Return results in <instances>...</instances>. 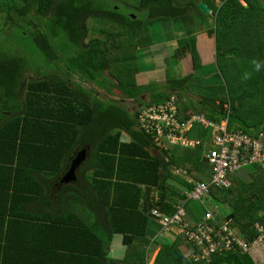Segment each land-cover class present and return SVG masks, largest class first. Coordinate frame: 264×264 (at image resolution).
I'll use <instances>...</instances> for the list:
<instances>
[{"label":"trees","instance_id":"obj_1","mask_svg":"<svg viewBox=\"0 0 264 264\" xmlns=\"http://www.w3.org/2000/svg\"><path fill=\"white\" fill-rule=\"evenodd\" d=\"M202 1L116 0L117 5L124 2L123 5L134 11L149 12L139 17L125 14L120 6L107 4L106 0H0V80L9 70L12 73L21 71L22 78L24 70L37 71L40 78L37 81L31 78L27 86L22 85L26 89L20 91L26 94L24 103L29 104L24 105V114L32 118L36 116V106L42 100L33 104L34 98L41 94L44 99L61 101L64 109L73 112L68 121L62 114L55 118L56 124L67 125L71 132L65 128L55 142L37 138L32 144L33 153L28 157L17 149V143L23 138L24 124L19 121V125L12 128L10 133L14 137L7 138L8 147L0 153V207L5 203L12 204L16 195L25 191L23 183L58 181L64 184L65 173L72 168L68 159L73 153L89 149L94 160L98 161L97 170L91 175L94 188H99L96 186L99 182L106 183L105 187L99 189L96 196L93 194L94 200L89 198L87 191L69 185L66 193L83 210L97 216V222L92 225L100 223L111 233L125 236L130 249L129 258L134 260L114 264H150L149 248L155 240L147 236V221L153 217V209L160 208L165 214L175 216L180 208L178 203L187 199V194L185 196L177 185L188 190L193 188L188 180L171 173V166L180 167L192 175L199 173L203 179L210 175V167L202 145L196 148L171 145L161 156L151 155L148 152L152 147L151 137L138 129V110L146 103L166 101L177 93L185 111L203 114L210 121L229 118L233 128L246 132L255 129L264 132V71L254 73L247 81L242 79L245 72L251 71L249 62L253 58L264 61V0H246L249 6L242 4L241 0L240 4L234 3L236 0H223L221 5L215 0H205L210 1L215 16L214 25L205 18L203 20L205 24L207 22L209 28L206 31L215 44V59L210 61L201 53L199 30L195 25L188 34L185 33L187 29L180 31L186 38L184 42L178 40L180 47L176 51L180 58L189 53L191 65L188 61L186 75L169 79L168 87L158 82L142 85L137 80L140 71L138 51L154 42L152 26L166 19L188 20L195 15L191 13L193 8L202 17L207 16L201 7ZM92 17L99 21L110 20L114 28L96 29L100 33L88 40L91 29L87 23ZM233 32L234 37L230 40ZM219 34L223 35L222 39ZM26 46L34 47L47 59L45 63H36V70L31 69L25 55ZM235 48L238 54H234ZM216 59L222 78L218 85H213ZM74 74L80 78L73 80L77 83L71 88L73 83L69 86L68 82ZM86 83L105 85L107 96L99 97L96 87L90 88ZM20 97L21 94L13 98ZM21 105L19 100L13 113ZM227 105L230 106L229 112ZM1 111L3 113L2 107ZM17 113L20 114V110ZM122 132L129 133L133 142L122 143ZM188 137L206 142L211 140L209 132L199 125ZM45 170H49L46 179H41L40 173L26 172ZM232 179L230 189L212 187L211 203L219 207L229 206V214L220 217L219 222L225 224L230 216H234L230 225L240 230L247 241H253L259 236L257 224L264 226V169L253 166L235 174ZM173 181L177 183L175 186ZM127 185L146 187V190L139 189L140 202L144 196L146 198L143 209L133 206L132 192L119 190L126 189ZM102 210L107 215H103ZM5 213H9V209ZM67 221L70 232L84 234L87 231L88 223L80 217ZM46 227L51 229L52 226ZM4 240L0 238V264H7L3 260L6 252ZM34 242L32 237L23 244L28 253L33 251ZM185 243L191 249L190 254L182 249ZM163 244L156 264H264L255 259L254 252L243 251L218 255L211 262H197L191 256L197 247L184 232L177 239ZM91 245L94 253L102 247V242L96 237ZM103 253L93 254V261L97 262V257Z\"/></svg>","mask_w":264,"mask_h":264},{"label":"crops","instance_id":"obj_2","mask_svg":"<svg viewBox=\"0 0 264 264\" xmlns=\"http://www.w3.org/2000/svg\"><path fill=\"white\" fill-rule=\"evenodd\" d=\"M109 1L115 2L116 0H106L105 3H109ZM215 1L219 5L223 4L222 2L223 0H215ZM241 1H243L245 5L249 6L246 0H241ZM202 2H206V1L203 0ZM206 3L209 5V2ZM234 3L240 4V0H236ZM193 9L194 10H192L191 13L192 14L195 13V15L189 17L188 20L166 19L163 22L154 24L151 28L152 31H155L154 42L150 44L151 46L149 45L145 48L139 49L140 50L139 60L149 57L154 58L155 53L153 52L155 50L157 51L155 47L156 44L160 42L166 44L167 49L164 50V56H165L164 62H166V66L163 65L162 68H165V70L168 73L164 76V78L167 80L169 79V77L170 79L183 77L184 75H186V71L189 67L187 65L188 61L190 62L189 64L191 65V60H190L191 58L189 59L188 57L189 53L187 54L186 57H181V58L178 57V55H176V51H178L180 47L178 40L184 42L186 35L181 32L175 33L174 31H182L185 29L189 30L195 25L198 26V30H199L198 46L201 53L204 56L205 53H210L211 55V57L209 58L210 61L211 60L213 61L215 59L214 57L215 44L212 37L206 31L207 22L205 24V22L203 21L205 18L208 22H210V24L214 25L215 21L214 22L210 21V19L212 20V18L214 19V17L211 16L212 15L211 13L210 14L206 13L207 16L202 17L195 8ZM144 12L146 14L149 13L147 10H144ZM93 18L94 17L90 18L87 23L88 27L91 29L88 40L92 39L91 37H94L96 35V34L92 35L91 34L92 31H95L96 29H100L101 27H104L106 25L105 20L101 19V21H99L96 18H94L96 19L97 23L95 27L91 28L90 20ZM157 30L163 31L164 35H166L167 37V40H165V38H160V36H156ZM173 40L177 41V43H171V41ZM208 46L211 47L210 50ZM150 67H156V64ZM147 68H140V71L137 74L138 82L142 85H150L153 82L159 83L160 78L163 77L159 73L161 68L159 67L157 68L158 72L157 74L150 77V82L145 76V74L149 72L146 71ZM20 72L21 71L17 70L16 73H12V71L9 70L4 74L2 81L0 80V128H2L0 130V137H1L0 153L5 152L7 146L6 144L7 138L9 137L11 140V138L14 137L12 133H10V131L12 130V128L17 127L20 121L21 123L24 124L23 138L22 140L19 141V143H17L18 145L17 149L20 148V152L28 157L33 153L32 144L34 143V141H36L37 138H40L43 141L55 142L63 134L65 128H67V131L70 133L71 132L69 131L70 129L68 130L69 127L67 125L56 124L58 123V121L55 118L59 114H62L68 121L71 117H73V112L72 111L70 112L68 108L64 109L63 104L62 103L60 104L61 101L44 99L43 95L41 94L39 98H34L35 101L33 104H35V102L38 99L42 100L41 104L36 106V116L32 118L30 115H25L24 105L27 106L29 104L24 103L26 94L20 93V91L26 89V88L23 89L22 85L27 86L31 78H34V80L37 81L40 78L39 75L40 73H37V71L35 73H32L31 71L24 70L23 78H22L20 76ZM148 74H151V72H149ZM71 78L72 79H70L68 85L70 86V84L73 83V86L71 88H74V85H76L77 82H74L73 80L80 78V76L74 74ZM86 85L93 89L95 86L99 97H101L102 95L107 96V94H105L107 93L104 88L105 85H103L104 87L98 86L96 83H94L93 85L86 83ZM20 94H21L20 98L18 99L13 98ZM68 96L69 95H67V97ZM19 100L21 104H23L18 109L20 110V114L17 113L18 110L16 113H13V108L17 107ZM1 107L3 109V113H1L2 112ZM65 111L68 114H64L63 112ZM221 121H218V123H221ZM139 131L141 130L139 129ZM196 141H201L202 143L206 142L203 139H198ZM121 142L130 144L133 142V139L129 133L122 132ZM65 144L68 143L66 142ZM151 145L152 147H150L148 152L154 157H159L163 154L164 151L169 150V149L164 150L155 147L153 142H151ZM10 147H12V144L10 145ZM189 147L196 148V146H189ZM83 150L86 151V158L83 161V163L80 165V167L75 171L74 180H71L69 182H64V184H60L61 182L59 183L58 181L56 182L36 181V182L23 183L22 186L24 187L25 191L23 193L16 195V198H14L12 204L5 203L3 207H0V214L5 213L7 209H9V213H5L4 215H2L4 217L0 216V218H2L0 221V238H5L4 240L5 245L3 246L6 247V252L4 254L3 260H5L7 264H114L118 262L130 263L131 260H134L132 258H129L130 249L128 245H126L125 243V236L121 233H111L108 230V228H105L100 223H95L94 225H92V222H97L98 220L97 216H94L89 212L83 210L82 209L83 207L78 205L76 200H73L65 191L66 186L69 185L76 189L87 191L89 198L92 199L93 197L94 200V196H96V194H99V189L102 190L105 187L104 185L106 183L97 182L98 184L96 186H98L99 188L98 189L94 188L91 175L92 173L94 174L96 172L98 161L94 160L92 152L89 151V149H82L80 151ZM79 152H77V154L73 153V155L68 159V161H70L71 163V166L73 160L77 157ZM42 154L44 156H47L44 153ZM2 155H4V153ZM166 160L169 162L168 157ZM92 164L95 165L91 167ZM87 168H90V170L85 171ZM171 170H172L171 173L173 174L175 173L176 175L182 176L185 180L188 181L190 178L196 180L203 179L202 175H200L199 173L195 172L192 175L189 174L187 170L181 169L180 167L177 166H171ZM69 171L65 173V176ZM26 172H28L29 174L40 173L39 176L41 177V179H46V175L48 174L49 170H45L43 172L40 171H34V172L26 171ZM182 172H186L187 174H184ZM151 178L152 176H150L149 179ZM176 184L177 183H175L174 181L172 182V185L175 186ZM177 187H179V189L181 190L180 187L182 186L177 185ZM117 189H119L118 186ZM139 189L146 190V187L127 185L126 189H119V190L122 192H128V191L132 192L130 199L133 200L132 201L133 206L134 207L139 206L143 209L144 208L143 203L146 202V198L144 196V199L140 202L139 199L141 194ZM152 190L156 191V189L153 187ZM189 190L186 189L185 191L183 190L181 191H183V193L186 196ZM186 200L187 199H185L182 204L184 206V210L186 214L185 221L189 219L192 220L190 222L192 223L191 225H198L201 222H203L204 220L202 221L201 219H200L201 222H199L200 221L199 219L195 220L196 218L195 212L198 210V208L195 209V207H193L189 211L186 209V206L190 202V200L189 201ZM180 203L181 202H179L178 204ZM215 206L218 207V205L216 204ZM221 209H222L221 211L225 215L229 214L231 210L229 206H222ZM209 211L211 210H207V213ZM102 214L107 215L105 211H103ZM219 214L221 213L219 212ZM215 216L219 219L221 217V216L218 217L216 214ZM78 217H80L81 219H83L85 222L88 223L86 224L87 231L84 234H81L76 231L70 232L69 225L67 224L68 218L77 220ZM230 220L231 222L233 221L231 218ZM227 222L228 220L225 223ZM231 222L228 223L230 224ZM259 225L263 226L261 224H257L256 229L258 228ZM46 226H52V227L51 229H48ZM176 228H179L178 233L176 231ZM176 228L166 232L164 231L160 222L154 216L149 218V220L147 221V236L148 238H152L155 240V241L153 240L154 243L149 248V252L151 250V253L149 255L150 264H156L158 256L163 248L164 245L163 243L165 242L167 243L169 241H173L177 239L178 236L183 232V231L181 232L180 226H177ZM236 230L238 231L239 235L243 239H245L241 235L242 234L241 231L238 229ZM32 237L33 239H35V242L33 244V251L28 253L24 249L23 244H26L28 241H30ZM96 237H98L101 240L102 247L99 250H96L97 252L93 253L91 241L93 238ZM160 240L161 241L165 240V241L161 242ZM187 244L185 243L182 246V249L186 254L187 253L190 254L191 249H189L188 247L189 245ZM256 250L259 251L264 249L255 248L251 252L255 253ZM100 251L104 253L97 257V262L93 261V254H96ZM256 254L254 257L256 260H258L257 258L260 257L259 255H257L256 257ZM5 261L4 263H6Z\"/></svg>","mask_w":264,"mask_h":264},{"label":"built area","instance_id":"obj_3","mask_svg":"<svg viewBox=\"0 0 264 264\" xmlns=\"http://www.w3.org/2000/svg\"><path fill=\"white\" fill-rule=\"evenodd\" d=\"M137 122L139 129L160 149L168 150L177 144L207 148L204 158L209 164L210 175L203 180L189 179L193 188L187 193L188 200L210 199L212 187H233L234 174L253 166L264 169V132L258 129L246 132L233 128L229 118L218 123L203 114L185 111L177 93L166 101L144 104L138 111ZM198 125L209 132L211 140L202 143L188 137ZM152 214L166 232L186 225L183 232L197 247L191 255L197 262H211L216 256L230 251L250 253L255 248L264 249V227L260 225L257 228L259 236L247 241L228 222L219 224L212 211L197 226L186 224L184 208L175 216L165 214L160 208H154Z\"/></svg>","mask_w":264,"mask_h":264},{"label":"rangeland","instance_id":"obj_4","mask_svg":"<svg viewBox=\"0 0 264 264\" xmlns=\"http://www.w3.org/2000/svg\"><path fill=\"white\" fill-rule=\"evenodd\" d=\"M207 1V0H206ZM118 2V1H117ZM116 1L115 2H113V3H111L110 1H109V3H107V4H113V5H116V7H118V6H120L121 7V9L123 10V12L125 13V14H132V15H134V16H136V15H138L139 17H143V15H146L145 14V12H141V13H139V12H137V11H134L132 8H127L125 5H123L122 3H124V2H119V4L117 5L116 3H117ZM210 2V1H209ZM212 2V1H211ZM241 3L243 4V1H241ZM264 3V2H263ZM136 13V14H135ZM212 15L211 16H213L214 17V19L212 18V20L210 19V21L211 22H214L215 21V16L213 15V12L211 13ZM205 15H206V13H205ZM181 20H184V18H182ZM96 23H97V21H96V19H91L90 20V26H91V28L92 27H95L96 26ZM210 23V22H209ZM30 27H32V25H29ZM207 27H209L208 25H207ZM103 28H106V29H112V28H114V24L110 21V20H106V25L103 27ZM195 29V27H192L191 29H189V30H185V33L186 34H188L189 32H191L192 30H194ZM123 32H127V33H129V30H124ZM175 33H177V32H180V31H174ZM100 32H98V31H92V35L93 34H99ZM162 33V34H161ZM234 33L235 32H233L232 34H231V38H230V40H232L233 39V37H234ZM156 36H160V38H165V40H167V37H166V35H164V33H163V31H159V30H157L156 31ZM219 36H220V39H222L223 38V35L222 34H219ZM161 40V39H160ZM59 41V40H58ZM171 43H177V41H175V40H173V41H171ZM222 43V42H221ZM163 42H160V43H157L156 44V49H157V51L155 50L153 53H155V57L153 58V57H149V58H145V59H141V60H139L138 62H137V65L140 67V68H147V67H149V68H147L146 69V71H149V72H151V74H148V73H146L145 74V76H146V78L148 79V81L150 82V77L151 76H153V75H155V74H157V72H158V70H157V68L159 67V68H161V70H160V74L163 76L162 78H160V81H159V83H161L162 85H165L166 87L169 85V79H170V77H169V79L167 80V79H165L164 78V76L166 75V74H168L167 73V71L165 70V68H162V66L163 65H165L166 66V62H164V58H165V56H164V50L165 49H167V46H166V44H164ZM210 46V45H209ZM208 46V48H209V50L211 49V47H209ZM25 50H26V52L27 53H25V55H26V57H27V59H28V61H29V63H30V65H31V69L32 70H36V67H34V66H36V63H42V61L45 63L46 62V57H43V55H40V53H37V50H35V48L34 47H30V46H26L25 47ZM33 51V52H32ZM116 51V50H115ZM139 52H140V50L138 51V54H139ZM234 54H238V49L237 48H235V53ZM205 55L207 56V58L209 59L210 57H211V55H210V53H205ZM215 63L217 62V59L214 61ZM156 64V67H150V66H153V65H155ZM48 67V66H47ZM175 67V66H174ZM213 67V66H212ZM216 67H217V71L216 70H214L213 71V73L215 74V77H214V81H215V83H213V85H218L219 84V81H220V78H222V72H219V70H218V66H217V63H216ZM46 68V67H45ZM189 68V67H188ZM210 69V68H209ZM157 70V71H156ZM145 71V70H144ZM225 72V71H224ZM218 76V77H217ZM148 82V83H149ZM192 92H194V91H192ZM227 107V112H229L230 111V106L229 105H227L226 106ZM139 111V110H138ZM188 111H191V110H188ZM205 147V146H204ZM204 152H207V148L205 147V150H204ZM181 188V190H183V191H185L186 189L185 188H183V187H180ZM184 202V201H183ZM183 202L181 201V203H180V206H183L182 204H183ZM188 203V202H187ZM213 204H215L214 202H213ZM210 201H208V200H206V199H204L203 201H199V200H190V202H189V204L186 206V209L189 211V210H191L193 207H195V209L196 208H198V210H197V213H196V217L200 220H204L205 219V217H206V214H207V210H211V211H213L218 217H222L223 218V216L225 215L221 210V206L219 207H216L215 205H213ZM219 212L221 213V214H219ZM201 220L199 221V222H201ZM192 220H188V223H190ZM186 222V221H185ZM187 224V223H186ZM190 224H192V223H190ZM190 224H188V225H190ZM185 226L186 225H184V226H181V232L182 231H184L185 230ZM174 228H176V227H174ZM174 228H172V230L174 229ZM178 230H179V228H176V231H177V233H178ZM180 232V233H181ZM256 252H257V254H256ZM256 252L255 253H253L252 255H255L256 254V257H257V255H259V257L260 258H262V259H260V258H257L258 260L257 261H259V262H262V261H264V250H259V251H257L256 250Z\"/></svg>","mask_w":264,"mask_h":264},{"label":"water","instance_id":"obj_5","mask_svg":"<svg viewBox=\"0 0 264 264\" xmlns=\"http://www.w3.org/2000/svg\"><path fill=\"white\" fill-rule=\"evenodd\" d=\"M201 7L204 10L205 13L210 14L212 13L213 9L206 3L202 2ZM86 158V151H80L77 155V157L73 160L72 168L71 170L66 174L64 177L63 182H69L71 180H74L75 171L80 167V165L83 163V161ZM232 220L234 219V216L230 217ZM230 218L228 219V222H231Z\"/></svg>","mask_w":264,"mask_h":264},{"label":"clouds","instance_id":"obj_6","mask_svg":"<svg viewBox=\"0 0 264 264\" xmlns=\"http://www.w3.org/2000/svg\"><path fill=\"white\" fill-rule=\"evenodd\" d=\"M249 63L251 65V71H248V72H245L244 73V75L242 77V79L244 81H247V80L251 79L254 73H259L261 71H264V61H261V60H258L256 58H253ZM182 173L187 174L186 172H182ZM210 199H211V194H210ZM210 199L208 198L206 200H210ZM186 201H189L188 200V197H187V200ZM210 202H211V200H210ZM181 208H184V206H180L179 209H181ZM217 222L219 224H221L219 222V218H218V221Z\"/></svg>","mask_w":264,"mask_h":264}]
</instances>
